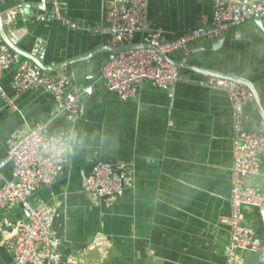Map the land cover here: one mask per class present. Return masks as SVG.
I'll list each match as a JSON object with an SVG mask.
<instances>
[{
  "label": "crops",
  "instance_id": "obj_1",
  "mask_svg": "<svg viewBox=\"0 0 264 264\" xmlns=\"http://www.w3.org/2000/svg\"><path fill=\"white\" fill-rule=\"evenodd\" d=\"M107 1L57 0L54 13L47 0H0L5 33L45 66L100 50L53 72L68 77L70 90L89 87L74 117L60 115L54 97L42 88L16 95L11 88L14 68L1 80L16 110L0 99V161L18 137L38 125L69 140L68 165L51 186L30 198L35 208L47 210L51 222L54 262L44 264H225L230 228L222 219L230 215V100L225 92L203 85L208 76L184 70V77L196 84L155 89L142 83L135 99L128 100L109 90L100 78L111 56L102 51L109 44L101 30ZM212 16V0H148L147 27L166 38L207 27ZM252 23L231 29L219 43L213 37L173 57L249 82L264 113V35ZM144 38L137 35L134 42ZM261 122L256 105L245 104L241 129L255 131ZM99 161L124 179L116 200L86 189ZM10 172L11 166L3 168L0 182ZM246 181L264 194V157L259 174ZM242 217L261 247L258 252L240 250L235 264H264V206L244 207ZM25 221L20 205L0 209V264L12 263L5 241Z\"/></svg>",
  "mask_w": 264,
  "mask_h": 264
},
{
  "label": "built area",
  "instance_id": "obj_2",
  "mask_svg": "<svg viewBox=\"0 0 264 264\" xmlns=\"http://www.w3.org/2000/svg\"><path fill=\"white\" fill-rule=\"evenodd\" d=\"M47 2L51 10L58 13L57 0ZM212 4L213 16L207 27L166 38L162 31L147 27L148 0H108L101 29L108 36V45L122 47L136 44V36L145 34L140 44H147L149 48L119 52L103 66L101 80L123 100L135 99L142 83L155 89H167L182 83L196 84L188 81L181 69L165 62L162 57H173V54L185 51L194 43L226 35L231 29L255 19H259L264 28V0H212ZM11 68L15 69L11 88L16 95L39 87L54 97L60 115H78L82 98L89 87L68 89L67 76L41 70L10 51L0 38V99L11 110L15 111V106L1 85L3 74ZM203 85L225 92L232 107L230 215L222 221L230 228L225 264H235L240 250L258 252L261 247L254 229L243 220L242 212L244 207L264 206V194L246 181L247 176H257L260 172L264 157V123L261 122L259 128L252 132L241 129L242 109L245 104L253 103L244 86L214 77H207ZM68 149L69 140L64 134H51L44 125H38L18 137L0 161V172L11 166L10 178L0 182V209L20 205L26 214L25 223L5 241L11 264L54 262L49 213L44 208H35L30 198L57 180L69 163ZM86 189L98 197L116 200L124 189V179L110 164L99 161L91 169Z\"/></svg>",
  "mask_w": 264,
  "mask_h": 264
},
{
  "label": "water",
  "instance_id": "obj_3",
  "mask_svg": "<svg viewBox=\"0 0 264 264\" xmlns=\"http://www.w3.org/2000/svg\"><path fill=\"white\" fill-rule=\"evenodd\" d=\"M252 24H253L254 28L260 29L259 30L260 34L264 35V30L261 29L262 24H261V21L259 19H255ZM0 38H1L2 42L9 48L10 51L18 54L22 58L30 60L33 64H35L36 66H38L41 70H43L45 72H54L58 69H61V68H64V67L70 65L71 63L86 60L87 58H90L91 56L100 52V50H95V51L91 52L90 54H87L86 56H82V57L67 61L63 64L58 65V66L48 67V66H45L44 64H42L41 58L31 56L29 54L22 52L20 49H18L15 46V43L12 42L10 37L5 33L4 28L1 25V21H0ZM224 38H225V35H221V36L214 37L213 40L216 41V43H219ZM141 48H149V46L147 44H131V45L122 46V47H112L110 45H106L105 47L102 48V51H108L111 55L110 59H113V58L117 57V54L121 51L136 50V49H141ZM162 58L165 62H167L170 65L177 67L181 70L194 72V73H198V74H203V75H206L208 77H214V78H218V79L234 81V82L244 86L249 91V93L251 94V97L253 99V103L256 105L257 110L261 116L263 123H264L263 110L261 108V105H260L259 100L257 98V95L255 93V90L249 82H247L243 79H240V78H235L233 76L226 75V74H220L218 72H213V71L205 70L202 68H196L194 66L186 64V58L185 57L175 59L174 57L164 56Z\"/></svg>",
  "mask_w": 264,
  "mask_h": 264
}]
</instances>
